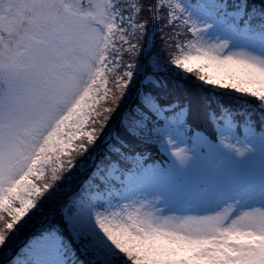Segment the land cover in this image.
<instances>
[{
	"label": "snow or ice",
	"instance_id": "snow-or-ice-1",
	"mask_svg": "<svg viewBox=\"0 0 264 264\" xmlns=\"http://www.w3.org/2000/svg\"><path fill=\"white\" fill-rule=\"evenodd\" d=\"M0 264H264V0H0Z\"/></svg>",
	"mask_w": 264,
	"mask_h": 264
}]
</instances>
